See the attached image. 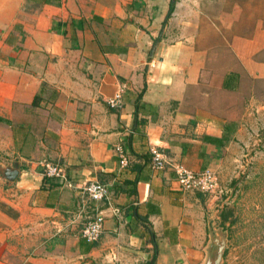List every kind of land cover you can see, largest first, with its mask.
<instances>
[{"label": "crops", "instance_id": "crops-1", "mask_svg": "<svg viewBox=\"0 0 264 264\" xmlns=\"http://www.w3.org/2000/svg\"><path fill=\"white\" fill-rule=\"evenodd\" d=\"M262 80L264 0H0V264H150L153 247V264H205L210 203L172 166H220L237 91ZM226 126L223 147L202 141Z\"/></svg>", "mask_w": 264, "mask_h": 264}, {"label": "rangeland", "instance_id": "rangeland-1", "mask_svg": "<svg viewBox=\"0 0 264 264\" xmlns=\"http://www.w3.org/2000/svg\"><path fill=\"white\" fill-rule=\"evenodd\" d=\"M237 93L241 132L221 165L212 168L216 189L203 195L210 203L206 262L219 255V264H264V80L243 83ZM221 210L229 213L223 227Z\"/></svg>", "mask_w": 264, "mask_h": 264}, {"label": "built area", "instance_id": "built-area-1", "mask_svg": "<svg viewBox=\"0 0 264 264\" xmlns=\"http://www.w3.org/2000/svg\"><path fill=\"white\" fill-rule=\"evenodd\" d=\"M106 104L114 109L121 107L120 95L116 94L112 98L106 100ZM115 151L118 153L119 165L126 166V159L120 147H116ZM165 160L162 154L153 150L150 155L149 167L152 171H160L165 167ZM172 171L175 174V182L178 189L182 192H197L201 194L212 193L217 186L215 174L205 169L200 172H193L181 165H173ZM44 176L47 178H60V170L54 166L47 165L44 170ZM85 197L94 203L103 202L107 200V188L98 182H88L81 188ZM103 217L97 214L89 218L82 226L79 236L87 243H92L98 240L102 230Z\"/></svg>", "mask_w": 264, "mask_h": 264}, {"label": "trees", "instance_id": "trees-1", "mask_svg": "<svg viewBox=\"0 0 264 264\" xmlns=\"http://www.w3.org/2000/svg\"><path fill=\"white\" fill-rule=\"evenodd\" d=\"M172 9H173V2H170L163 23H165V21L169 18L170 14L172 12ZM34 101H35V98L33 100V103H35ZM224 128H225L224 129V134H222V136L220 138L202 136L201 137L202 141L205 142V143H208V144H212V145H216V146H219V147H223L228 141H230L232 139V135H229L228 133H225V130L229 131V127L226 126ZM228 216H229V213L225 212L224 210L220 211V214H219L220 223H219V225L221 227L224 226L226 220L228 219ZM154 250H155V248L153 247V254H152V258L150 260V264H153V261H154V257H155V251Z\"/></svg>", "mask_w": 264, "mask_h": 264}, {"label": "water", "instance_id": "water-1", "mask_svg": "<svg viewBox=\"0 0 264 264\" xmlns=\"http://www.w3.org/2000/svg\"><path fill=\"white\" fill-rule=\"evenodd\" d=\"M220 256L218 255L213 262L207 261L205 264H219Z\"/></svg>", "mask_w": 264, "mask_h": 264}]
</instances>
